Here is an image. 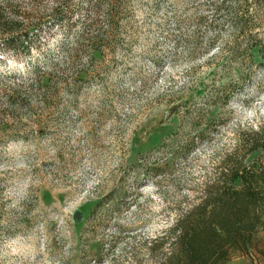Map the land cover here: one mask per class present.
I'll return each mask as SVG.
<instances>
[{
  "label": "rangeland",
  "instance_id": "374dc122",
  "mask_svg": "<svg viewBox=\"0 0 264 264\" xmlns=\"http://www.w3.org/2000/svg\"><path fill=\"white\" fill-rule=\"evenodd\" d=\"M118 10L92 61L61 34L31 62L0 58V83L33 86L0 129V264H160V238L203 187L257 160L264 0ZM256 246L223 264H264V233Z\"/></svg>",
  "mask_w": 264,
  "mask_h": 264
},
{
  "label": "trees",
  "instance_id": "16d2710c",
  "mask_svg": "<svg viewBox=\"0 0 264 264\" xmlns=\"http://www.w3.org/2000/svg\"><path fill=\"white\" fill-rule=\"evenodd\" d=\"M123 1L0 0V58L31 62L34 52L43 51L61 34L66 44L75 45L69 54L80 53L84 46L92 61L111 42ZM83 72L78 69L77 76ZM15 79L20 83H0V129L33 93V86L24 85L22 75ZM39 83L37 90L42 88ZM255 141L247 154L257 152V160L244 165L241 154L239 160L226 164L203 187L196 205L160 238V246L167 244L160 264H223L235 255L252 259L263 252L256 246L259 232L264 233L263 131Z\"/></svg>",
  "mask_w": 264,
  "mask_h": 264
}]
</instances>
